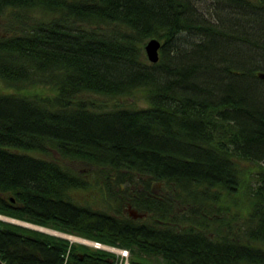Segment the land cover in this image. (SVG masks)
Here are the masks:
<instances>
[{
  "label": "trees",
  "instance_id": "1",
  "mask_svg": "<svg viewBox=\"0 0 264 264\" xmlns=\"http://www.w3.org/2000/svg\"><path fill=\"white\" fill-rule=\"evenodd\" d=\"M205 5L0 0L40 14L0 35V213L128 264H264V0ZM114 259L0 219V264Z\"/></svg>",
  "mask_w": 264,
  "mask_h": 264
},
{
  "label": "rangeland",
  "instance_id": "2",
  "mask_svg": "<svg viewBox=\"0 0 264 264\" xmlns=\"http://www.w3.org/2000/svg\"><path fill=\"white\" fill-rule=\"evenodd\" d=\"M197 1L200 2L201 4L205 5L208 0H197ZM20 16L26 17V19L28 21H31L32 17L40 16V14H39L38 11H35V10L31 11V10H25V9H12V10H10L8 8L4 9L3 11L0 12V35L4 34L6 32V30L20 27L21 23L17 22ZM30 88H33L31 90H38V91L44 90L46 92H50V90L48 88L43 87V86H38L37 85V86L33 87V86L30 85ZM10 89L11 88H7L5 86V84L2 81H0V91H7V90H10ZM94 97L99 99V100H101V101L107 102V103H111L113 101L111 98H108V97L102 96V95H94ZM121 99H124L125 100L124 102H132V103L137 104V105L145 104L144 97H143V92L140 89L134 91V93L131 96H123ZM41 155H44V154H41ZM55 155L56 154H54L53 156H55ZM68 162L69 161H67V163ZM70 164L73 165L78 170H82V169L86 170V168H85L86 165H84L82 163L70 162ZM244 164L248 165V166H255V163L249 162V161L244 162ZM74 194L76 195V197L81 198V199H89V200L94 199L96 201H99L98 198L93 196V191H87V190L79 189V190H75ZM0 215L3 216V217L0 216V219H2V220L18 223V224L27 226L29 228H33V229L40 230L42 232L49 233L51 235L63 237V238L68 239L71 242H80L81 243V241L77 237H82V236H79V235H76V234H72V233H68V232H64L62 230L54 229L52 227L41 225V224H37V223L31 222V221H26V220H23V219H18V218H15V217H11V216H8V215L2 214V213H0ZM9 218L17 219V220H20V221L29 222V223L34 224L36 226L28 225V224H25V223H22V222H19V221H16V220H12V219H9ZM44 227L52 229V230H46ZM68 235H73V236H76V237L75 238H70ZM86 244L88 246H90V244H88V243H86ZM117 247L118 248H124V247L115 246V248H117ZM108 251L114 253V256H115V259L113 260L114 264H128V258H129V250L128 249H127V251H128L127 256L126 257H122V258H121V255L118 253V251L116 249L115 250H108ZM149 258L154 260V262L159 261L158 258H154V257H150V256H149Z\"/></svg>",
  "mask_w": 264,
  "mask_h": 264
},
{
  "label": "water",
  "instance_id": "3",
  "mask_svg": "<svg viewBox=\"0 0 264 264\" xmlns=\"http://www.w3.org/2000/svg\"><path fill=\"white\" fill-rule=\"evenodd\" d=\"M161 41L157 37H150L144 43V51L149 61L155 62L159 58V48ZM258 76L264 78V71L260 70L257 72ZM127 212L133 217L142 216V213L137 212L130 205L127 206Z\"/></svg>",
  "mask_w": 264,
  "mask_h": 264
},
{
  "label": "built area",
  "instance_id": "4",
  "mask_svg": "<svg viewBox=\"0 0 264 264\" xmlns=\"http://www.w3.org/2000/svg\"><path fill=\"white\" fill-rule=\"evenodd\" d=\"M82 243H88L90 244L91 246H94V247H99V248H103V249H106V250H117L118 253L121 255V258L122 257H126L127 254H128V251L126 248H115V246L113 245H109V244H106V243H102L100 241H97V240H92V239H88V238H85V237H77ZM111 264H114V262H112Z\"/></svg>",
  "mask_w": 264,
  "mask_h": 264
},
{
  "label": "bare ground",
  "instance_id": "5",
  "mask_svg": "<svg viewBox=\"0 0 264 264\" xmlns=\"http://www.w3.org/2000/svg\"><path fill=\"white\" fill-rule=\"evenodd\" d=\"M0 216H2V215H0ZM3 217V216H2ZM8 218V217H7ZM9 219H12V218H9ZM12 220H16V221H19V222H22V223H25V224H28V225H33V226H36V225H34V224H31V223H29V222H25V221H20V220H17V219H12ZM46 230H52V229H49V228H46V227H44ZM70 238H75L76 236H73V235H68Z\"/></svg>",
  "mask_w": 264,
  "mask_h": 264
}]
</instances>
